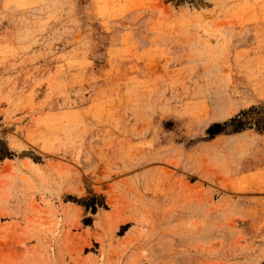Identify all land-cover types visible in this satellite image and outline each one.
I'll use <instances>...</instances> for the list:
<instances>
[{
  "label": "rangeland",
  "instance_id": "374dc122",
  "mask_svg": "<svg viewBox=\"0 0 264 264\" xmlns=\"http://www.w3.org/2000/svg\"><path fill=\"white\" fill-rule=\"evenodd\" d=\"M0 264H264V0H0Z\"/></svg>",
  "mask_w": 264,
  "mask_h": 264
}]
</instances>
